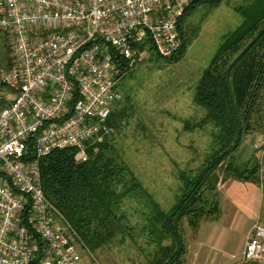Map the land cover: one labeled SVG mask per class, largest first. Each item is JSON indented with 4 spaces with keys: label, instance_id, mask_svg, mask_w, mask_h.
I'll use <instances>...</instances> for the list:
<instances>
[{
    "label": "built area",
    "instance_id": "built-area-1",
    "mask_svg": "<svg viewBox=\"0 0 264 264\" xmlns=\"http://www.w3.org/2000/svg\"><path fill=\"white\" fill-rule=\"evenodd\" d=\"M189 2L0 0V30L13 57L0 69L7 102L0 108V264H83L77 233L43 193L39 161L67 148L85 161L87 148L113 132L109 118L121 98L115 81L143 50L135 40L145 31L169 58ZM229 259L264 264L263 223Z\"/></svg>",
    "mask_w": 264,
    "mask_h": 264
},
{
    "label": "rangeland",
    "instance_id": "rangeland-1",
    "mask_svg": "<svg viewBox=\"0 0 264 264\" xmlns=\"http://www.w3.org/2000/svg\"><path fill=\"white\" fill-rule=\"evenodd\" d=\"M240 2L222 0L217 6L205 3L196 7L182 23V30L192 40L174 62L160 57L147 41L145 31H141L135 40L138 51L143 49L139 58L115 81V89L121 94L116 107L122 115L108 137V151L164 211L170 210L181 192L182 173L196 175L217 148L215 128L201 123L205 111L193 102V91L221 37L241 21L232 8ZM6 44L9 38L6 42L0 33V69L6 61L13 62ZM185 122L188 129L184 128ZM251 144L250 138L247 145ZM215 173L221 178V168ZM223 182L217 185L219 218L201 219L197 230L186 219L182 221L187 243L184 264L229 262V255L242 249L251 226L255 222L264 224L263 186L256 188L235 179L228 185ZM123 208L130 227L127 233L116 235L94 250L72 240L83 264H152L160 246L171 244V239L161 243L155 238L150 240L148 209L141 200L127 199Z\"/></svg>",
    "mask_w": 264,
    "mask_h": 264
},
{
    "label": "trees",
    "instance_id": "trees-1",
    "mask_svg": "<svg viewBox=\"0 0 264 264\" xmlns=\"http://www.w3.org/2000/svg\"><path fill=\"white\" fill-rule=\"evenodd\" d=\"M221 2L190 0L178 23L180 46L166 58L168 62L182 57L192 40L182 30L183 20L201 4L217 6ZM232 8L241 21L221 37L193 91V102L205 111L201 123H210L215 128L213 138L217 148L196 175L182 173L181 192L169 211L162 210L152 194L109 153V136L87 148L85 161H77L75 148L53 150L40 159V182L45 197L88 250L127 233L130 227L123 203L136 198L148 209L150 240L155 238L161 243L163 239H171L170 245L160 246L152 264H184L187 243L182 221L186 219L197 230L201 219L219 218L220 181L233 178L264 188L261 170L264 161L250 164L236 159L246 135H264V0H242ZM0 33L7 42V34L1 30ZM6 46L10 49L9 44ZM11 65L12 61H6L4 68ZM6 103L0 99V108ZM121 115L115 107L109 118L113 128ZM184 128L188 129L187 122ZM218 168L222 171L221 178L215 173Z\"/></svg>",
    "mask_w": 264,
    "mask_h": 264
},
{
    "label": "crops",
    "instance_id": "crops-1",
    "mask_svg": "<svg viewBox=\"0 0 264 264\" xmlns=\"http://www.w3.org/2000/svg\"><path fill=\"white\" fill-rule=\"evenodd\" d=\"M248 135H250V136H248ZM248 135H246L244 137L245 139L242 141V143H241V145H240V147L236 153V159L239 161H242V162H249L250 164L254 163L255 161L262 163L264 161V135H262L260 133H252V134H248ZM250 138H251L252 144L247 145V141ZM257 144H260V146L258 148L255 147V145H257ZM248 146H249V148H248ZM261 157H262V159L260 160ZM261 170L264 171V162L262 163ZM232 179L233 178H227L226 180H224V182L222 184L228 185L232 181ZM243 182H245V181H243ZM245 183H247L249 185H254L256 188H259V186L256 184H253L250 182H245ZM219 198H220V195H219ZM227 263H228V261H226L224 264H227Z\"/></svg>",
    "mask_w": 264,
    "mask_h": 264
}]
</instances>
